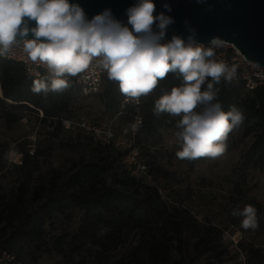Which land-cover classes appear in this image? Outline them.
<instances>
[{
  "label": "rangeland",
  "instance_id": "obj_1",
  "mask_svg": "<svg viewBox=\"0 0 264 264\" xmlns=\"http://www.w3.org/2000/svg\"><path fill=\"white\" fill-rule=\"evenodd\" d=\"M74 78L62 94H40L44 108L27 101L9 102L18 105L15 108L0 106V201L27 192L25 206L36 212L38 230V236L30 238L16 223H3L0 251L9 250L22 264H148L137 230L124 231L114 249V236H108L110 229L103 225L82 233L88 210L71 207L63 213H43L46 194L68 179L75 163L105 159L108 181L117 188L154 186L171 210L182 208L191 214L184 264H264V169L235 170L254 142L253 135L245 137L253 121H243L229 134L225 154L193 165L176 157L180 149L175 126L133 134V113L121 110L118 83L106 77L98 94L84 95ZM250 97V92L243 93V100ZM139 111L143 119L144 105ZM81 122L111 128L120 145L88 134L78 126ZM131 143L138 151L136 164ZM251 203L259 227L245 230L242 218L231 213ZM204 237L209 242L197 248Z\"/></svg>",
  "mask_w": 264,
  "mask_h": 264
},
{
  "label": "clouds",
  "instance_id": "obj_2",
  "mask_svg": "<svg viewBox=\"0 0 264 264\" xmlns=\"http://www.w3.org/2000/svg\"><path fill=\"white\" fill-rule=\"evenodd\" d=\"M163 7L172 11L167 3ZM155 12L154 0H137L126 10L125 24L111 9L89 19L71 0H0V57H8L16 47L34 65L44 67L45 74L35 78L31 87L33 93L44 96L64 93L72 87L71 78L93 62L118 83L125 103H139L169 73L175 74L182 85L155 99L153 113L179 117L175 124L178 159L214 160L225 154L229 134L246 118L235 105L224 111L218 99L216 85L222 80L231 83L237 68L215 59V49L224 44L219 36L205 46L196 39L197 30L189 26L187 39L174 34L165 42L168 27L175 21ZM32 21L35 26H30ZM202 86H206L203 91ZM138 128V121L132 124L133 134ZM231 214L242 218L245 230L259 227L254 206L237 207Z\"/></svg>",
  "mask_w": 264,
  "mask_h": 264
},
{
  "label": "trees",
  "instance_id": "obj_3",
  "mask_svg": "<svg viewBox=\"0 0 264 264\" xmlns=\"http://www.w3.org/2000/svg\"><path fill=\"white\" fill-rule=\"evenodd\" d=\"M13 63L15 62L0 58V76L4 96V99L0 97V106L11 108L18 106L10 105V101L7 100L9 99L27 101L44 108V105L38 101L40 94L33 93L31 90L35 78L28 75L22 66L17 68L18 66H14ZM74 81L76 84V77ZM182 83V79L169 73L159 82L152 94L141 97V107L144 105L145 115L138 128L139 135L141 133L152 134L162 128L175 126L176 118L170 117L167 113L155 115L153 106L155 99ZM205 87L202 86V91ZM216 87L220 89L218 99L224 111L227 112L230 106L235 105L243 111L246 117L244 121H253L247 126L245 137L253 135L254 142L242 156L235 170H240L242 167L262 171L264 169V85L250 92L252 97L247 100L242 98L246 90L240 83H227L222 80ZM123 97L120 99V106ZM20 106L27 107V104H20ZM127 111L132 112L133 118L135 117L136 111L133 107ZM114 114H116L115 111ZM207 159V157H202L188 161L194 165ZM109 169L110 166L105 159L75 163L68 179L46 194L43 213L51 214L55 211L63 213L71 207L86 209L88 213L82 229L84 235H88L89 228L103 225L110 229L108 236H114L112 243L113 248L116 249L120 245L124 231L132 228L141 235L140 246L146 253L148 264H184L186 246L184 235L190 227L191 214L182 208L171 210L154 186L144 184L133 190L117 188L108 181ZM26 194L27 192L23 191L6 202L1 203L0 201V226L5 222L16 223L27 237L33 238L38 236L36 212L25 206ZM34 195L36 199L43 198L38 192ZM117 228H120L119 231ZM207 242L209 240L204 237L196 247ZM136 264H141V262H136Z\"/></svg>",
  "mask_w": 264,
  "mask_h": 264
},
{
  "label": "water",
  "instance_id": "obj_4",
  "mask_svg": "<svg viewBox=\"0 0 264 264\" xmlns=\"http://www.w3.org/2000/svg\"><path fill=\"white\" fill-rule=\"evenodd\" d=\"M136 2L137 0H71V3H78L84 9L89 19L105 9H111L113 15L125 24L128 20L126 10ZM154 2V15L164 12L175 21L169 25L165 40L170 41L174 34L187 39L191 26L197 30L196 39L199 42L207 44L211 38L219 36L237 47L247 59L264 66V0H206L202 4L197 0ZM166 3L171 6V12L163 7ZM30 26H35V21Z\"/></svg>",
  "mask_w": 264,
  "mask_h": 264
},
{
  "label": "built area",
  "instance_id": "obj_5",
  "mask_svg": "<svg viewBox=\"0 0 264 264\" xmlns=\"http://www.w3.org/2000/svg\"><path fill=\"white\" fill-rule=\"evenodd\" d=\"M165 42H167V40H165ZM205 46H207V44H205ZM215 52V59L217 61H222L229 67L235 66L237 68L236 76L232 83L242 84L244 89L249 92L255 91L264 85V66L257 65L256 63L247 59L245 55H243L242 52L233 44L224 41L223 46L215 49ZM0 58L20 64L24 68L25 72L33 78H38L46 72L44 67L34 65L26 57V55L16 47H13L8 57ZM106 77L107 73L101 68L97 67L95 62H93L88 70L76 77V85L79 91L84 95L98 94L101 91ZM124 101L125 97H123L121 102V110L127 111L129 108L133 107L136 111L134 117L135 123L138 121L140 126L143 121L139 111V108L142 105L141 98L139 103L134 101L125 103ZM67 123H70L69 127H71L73 124L72 122ZM78 126L85 129L88 134H92L98 138H104V140H106L108 143L113 142L116 145H120L121 143L120 141L115 140V134L111 128L102 129L90 127L87 122L78 123ZM130 148L135 150L132 160L136 164V157L138 156L137 148L132 143L130 144ZM142 169H145V166ZM0 264H22V262L15 254L7 249H4L0 251Z\"/></svg>",
  "mask_w": 264,
  "mask_h": 264
},
{
  "label": "bare ground",
  "instance_id": "obj_6",
  "mask_svg": "<svg viewBox=\"0 0 264 264\" xmlns=\"http://www.w3.org/2000/svg\"><path fill=\"white\" fill-rule=\"evenodd\" d=\"M0 95L4 98L1 82H0ZM7 100L12 102V100H9V99H7Z\"/></svg>",
  "mask_w": 264,
  "mask_h": 264
}]
</instances>
